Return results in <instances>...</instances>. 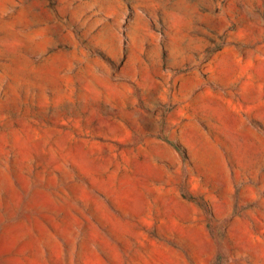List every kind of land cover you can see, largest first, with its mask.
I'll return each mask as SVG.
<instances>
[{"label":"rangeland","instance_id":"1","mask_svg":"<svg viewBox=\"0 0 264 264\" xmlns=\"http://www.w3.org/2000/svg\"><path fill=\"white\" fill-rule=\"evenodd\" d=\"M0 264H264V0H0Z\"/></svg>","mask_w":264,"mask_h":264},{"label":"trees","instance_id":"2","mask_svg":"<svg viewBox=\"0 0 264 264\" xmlns=\"http://www.w3.org/2000/svg\"><path fill=\"white\" fill-rule=\"evenodd\" d=\"M174 147H175L177 150H180L179 146H177V145H174Z\"/></svg>","mask_w":264,"mask_h":264}]
</instances>
